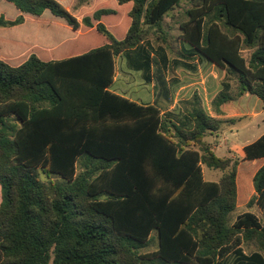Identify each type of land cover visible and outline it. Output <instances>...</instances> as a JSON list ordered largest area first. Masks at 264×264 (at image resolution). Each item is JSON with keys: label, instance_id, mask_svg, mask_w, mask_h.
<instances>
[{"label": "trees", "instance_id": "16d2710c", "mask_svg": "<svg viewBox=\"0 0 264 264\" xmlns=\"http://www.w3.org/2000/svg\"><path fill=\"white\" fill-rule=\"evenodd\" d=\"M70 6L0 0V264H264L260 218L229 222L253 191L248 207L264 212V162L239 171L205 140L229 102L264 101V0ZM177 9L188 18L180 37L224 70L214 115L198 94L169 110L165 72L183 62L165 19ZM119 55L156 78L154 104L110 91ZM244 154L264 159V134ZM204 165L221 179L207 180ZM154 231L158 248L145 252ZM246 242L259 251L246 254Z\"/></svg>", "mask_w": 264, "mask_h": 264}, {"label": "crops", "instance_id": "0c3cea01", "mask_svg": "<svg viewBox=\"0 0 264 264\" xmlns=\"http://www.w3.org/2000/svg\"><path fill=\"white\" fill-rule=\"evenodd\" d=\"M179 13L180 10L177 9L165 19L166 23H174L176 25L174 30L178 29L179 33L175 37L172 34L174 30H172V37L169 38L168 43L169 45H171L172 41L176 39V41L183 46L182 52L180 53V57H178V59L181 60L183 64L175 68L185 67L187 69H185L183 73H180V75L177 77L178 80L171 79V71L168 73L165 72V76L169 81L171 90V103L169 106V110L178 113L181 109V103L183 101H187L191 99L193 95L198 94L201 97L204 108L207 110V112L211 115H214L212 111V101L223 88L222 79L225 75L224 70L219 69L214 63L210 62L199 51H196L195 48L188 41L180 37L181 30L179 27V23L186 22L188 18L181 17ZM250 53L251 52L248 49L243 50V55L247 58L249 57ZM121 56L124 57V55H119L116 59V75L114 82L109 88L110 91L125 98H128L134 102H137L141 105L154 104L156 102L158 92V82L156 78L152 77L151 82H146L143 77L142 71L130 69L125 57L122 60L123 62L121 61L119 67L118 62ZM123 64L126 68L123 67ZM119 68L121 71L118 70ZM131 71L141 73L143 80L148 84L147 86H149V88L145 89L143 87V89L140 91L134 88V85L130 81V77H132L130 74ZM175 83H178L176 85V95L178 97H174L173 85ZM237 88L238 84L233 82L232 91L234 94L237 92ZM178 98L181 100L180 104L177 103ZM177 104L178 107H175ZM225 111L226 112L224 113V115H221L219 117L221 119L226 120L227 122L222 125L221 129L217 133L210 136L207 135L205 137V140L209 143L211 142L210 144L212 145V148L217 156L222 158H230L228 157L229 155L220 156L217 153L218 150H222L224 142L227 141L232 145L231 150L237 152L238 155H236V157L240 158L238 170L255 171L258 165L264 162V159L254 161L244 160V147L258 140L264 134H255L256 128L260 127L261 124H264V101L256 95L245 93L241 97H237L233 101L229 102L225 106ZM211 136L220 137V140H216L214 146L212 144V141L209 140ZM235 148H239L240 151H237ZM254 194L255 191H253L249 195L247 202L238 204L237 208L243 205L248 206L247 203ZM1 202L2 191L0 187V204ZM262 213L264 214L263 211Z\"/></svg>", "mask_w": 264, "mask_h": 264}, {"label": "rangeland", "instance_id": "374dc122", "mask_svg": "<svg viewBox=\"0 0 264 264\" xmlns=\"http://www.w3.org/2000/svg\"><path fill=\"white\" fill-rule=\"evenodd\" d=\"M96 1L97 0H70V4H71L70 9H71V12L73 14H75V15L76 14L78 15L79 12H80L79 10L82 7L86 8V9L87 8H92L93 4ZM172 34L176 37L179 34L178 33V29H175L172 32ZM153 41L155 42V44L160 43V41L157 40V39H155V37L153 38ZM181 46L182 45H180L179 42L176 41V39L174 41H172V44L170 45V47H171L170 54H171L172 58H178V57H180V53L182 52V49H183V46L182 47ZM123 58L124 57L121 56V58H120V60L118 62L119 67H120V64H121V61L123 60ZM123 67L126 68L124 64H123ZM185 69H187V68H185V67H179V68H175L174 70H172L170 72L171 79L178 80L177 77L180 75V73H183ZM118 70L121 71L120 68ZM130 74L132 76V77H130V81L134 85L133 86L134 88L138 89L139 91L142 90L143 87L145 89H148L149 88V86H147L148 84L143 80V77H142V74L141 73L131 71ZM234 82L237 83L236 81H234ZM177 84L178 83H175L173 85L174 97H178L176 95V92H177V86L176 85ZM179 98H178V102L177 103L180 104L181 100ZM175 107H178V104ZM262 133H264V124H261L260 127L256 128V131H255V134H257V135L258 134H262ZM209 140L212 141V144L214 146L215 143H216V140H220V137L211 136V138H209ZM231 148H232V145L230 143H228L227 141H225L224 144H223L222 150H218L217 153L220 156H224V155L227 156V155H229L228 157L232 158L233 160L240 161V158L236 157V155H238L237 152L232 151ZM235 149L237 151H240L239 148H235ZM78 171H80V166L78 168ZM203 171H204L205 178L207 180H210V181H219L221 179V177L223 176V174H224V171L223 170H220V169H211V168H208L205 165L203 166ZM246 211H252V212L256 213L261 218V220L264 223V214L262 213V211L259 209V207L257 205H254L252 207H248L247 205H243V206H239L229 216V222H230V224H233L236 221L237 217L239 215L243 214ZM151 237H152L151 244H150V246H149L148 249H145V252L156 251L157 248H158V243L159 242H158V233H157V231H154L152 233ZM244 251H245L246 254H252L255 251H259V249L256 247L255 244H253L251 242H246L244 244ZM263 254H264V251H263Z\"/></svg>", "mask_w": 264, "mask_h": 264}]
</instances>
